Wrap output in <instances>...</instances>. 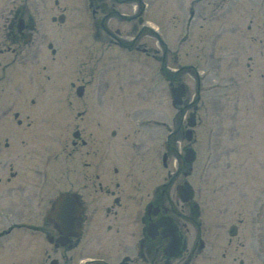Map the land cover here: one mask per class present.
I'll use <instances>...</instances> for the list:
<instances>
[{
    "label": "rangeland",
    "instance_id": "obj_1",
    "mask_svg": "<svg viewBox=\"0 0 264 264\" xmlns=\"http://www.w3.org/2000/svg\"><path fill=\"white\" fill-rule=\"evenodd\" d=\"M85 1L58 0L60 6L55 9L54 0H16L19 8H31L34 17L45 19L63 13L66 19L61 27L63 35L67 41L74 39L70 48L76 50L64 58L63 65L61 61H49L45 57L48 51L39 54L36 67L27 62L18 64L19 118L28 115L26 123L30 127H18L17 143L21 137L33 139L30 149L35 153L47 149L56 153L59 149V155L67 159L66 165L74 167L77 162L70 146L71 132L80 121L86 135L97 127V136L101 137L99 179L114 167L115 174L110 177L117 180L120 177L132 184L144 182L143 194L150 193L153 187L160 191L172 181L170 195L177 201L176 186L182 183L181 173L185 170L177 165H192L193 173L188 179L194 185L199 208L205 206L208 210V224L214 225L227 214L229 209L225 213L218 211L223 204L221 195L227 191L255 196L254 207L255 201L264 197V0H193L198 4L193 5L197 11H193L196 19L192 21L188 19L190 10H184L192 0H144L145 7L138 18L134 12L139 9L138 3L131 0L128 6L118 7L128 17L116 19L117 15H112L104 22L106 29L113 37L118 30L128 38L127 44L135 40L134 36H140L139 42L146 49L159 51L156 57L165 54L160 62L149 50L150 54L145 55L115 45L110 40L118 38L110 37L100 25L93 29L91 7ZM216 1H222L225 9L209 25H222L225 30L219 38L213 31L208 37L199 27L205 25V4L212 6ZM97 17L98 14L93 16ZM250 21L257 28L252 26L248 32L245 27ZM52 28L47 22L46 33ZM190 64L195 68L184 66ZM81 66L82 72L76 73ZM172 70L175 71L172 77L186 89L183 104L190 105L187 111L196 108V125L192 139L177 141L181 153L177 156L172 153L164 168L162 156L167 141L172 143L173 137H169V132L180 119L168 96L165 74L171 75L167 73ZM83 82L86 89L77 97L75 89ZM95 120L100 124L95 126ZM11 127V119L4 118L2 129ZM29 130L32 137L27 136ZM38 135L47 140L52 135L55 144L38 146L35 144ZM92 141L93 138L80 149L82 178L90 176L87 166L90 157H85L84 152L92 148ZM185 148L193 156L183 161ZM219 165H226V170H220ZM70 177L69 171L67 179ZM81 190L89 191L84 187ZM90 211L97 216L94 207ZM92 221L85 226V239L94 230Z\"/></svg>",
    "mask_w": 264,
    "mask_h": 264
},
{
    "label": "flooded vegetation",
    "instance_id": "obj_2",
    "mask_svg": "<svg viewBox=\"0 0 264 264\" xmlns=\"http://www.w3.org/2000/svg\"><path fill=\"white\" fill-rule=\"evenodd\" d=\"M132 1L139 5V9L134 11L138 18L145 7L144 0ZM89 2L93 29L100 25L104 32L113 37L104 22L112 15H117L114 17L116 19L119 16L125 17L126 14L120 13L117 8L128 6L131 0ZM196 4L198 3L192 1L189 4L190 10L194 9L193 5ZM53 5L55 9H59L60 5L56 0ZM224 9L222 1H216L212 6L205 4V25L200 24L199 27L208 33V37L212 35L210 31L215 33L216 38L224 33L225 29L220 23L218 27L209 25V21L220 17ZM62 14L58 13V16ZM95 14H98L97 19L93 18ZM189 16V21L196 19L193 11ZM47 22L54 26L50 33L45 31ZM64 22L65 18L60 22L55 15L45 19L34 17L31 8H19L16 0H0V264L264 263V197L257 199L252 207L255 196L252 198L248 193L235 194L227 191L221 195L223 204L218 211L225 213L229 210L227 214L222 213L224 217L219 218L218 222H215L216 225H212L208 224L210 218L207 208H199L194 185L188 179L193 173L192 165H177L179 169H185L183 173L179 171V174L183 175L182 178H185L181 184H186V190L190 192L181 196L182 200L177 197V201L170 195L169 184L172 181L160 191L152 188L150 193L143 194L144 182L132 184L125 179L110 177L115 174L116 169H110L104 179H99L98 165L101 163L98 145L101 137L97 136V127L89 130L86 135L83 127H80V121L75 124L76 129L71 132L73 140L70 141L77 165H66L65 156H60L57 168L52 169V174L56 175L55 182L59 184L61 191L77 195L76 200L84 207L80 216V230L77 234L73 233L69 226L56 230L46 219L52 200L45 177L46 165L42 162L46 157L54 160L58 156L35 153L30 149L33 139L26 140L22 137L18 149V127L26 125L29 128L30 123H26L28 115H25L24 119L19 118L17 66L27 62L36 67L39 54L41 56L47 51L49 54L45 57L50 58L49 61H61L60 64L63 65L64 58L76 52L70 48L74 40L67 41L63 35L64 30L61 27ZM252 26L250 21L245 27L246 31L250 32ZM254 28L256 29V25ZM115 32L118 39L113 37L116 40L111 38L110 41L128 49L131 45L125 41L128 38L120 35L118 30ZM96 37L97 35L94 36ZM133 38L135 40L132 42V50L147 54L148 49L139 42L140 36ZM152 52L154 56L159 54L157 50ZM42 69L46 68L43 66ZM82 69V66L78 67L76 73H81ZM84 82L79 85L84 87ZM30 103L33 104V100H30ZM93 104L95 105L94 101ZM6 117L11 119L12 127L2 129V120ZM95 121V126L100 124L98 120ZM177 126L175 123L174 134L179 130ZM26 133L27 136H33L31 130ZM111 135H114V131ZM38 138L35 143L46 142L41 135H38ZM91 138L92 148L89 147L84 152L85 157H90L87 163L90 176L82 178L80 149L85 148ZM172 141L166 161L171 158L172 153L178 155L177 138H172ZM70 155L68 152L67 156ZM218 167L220 170H226V165ZM229 170L228 167L227 171L230 173ZM69 171L72 177L67 179ZM81 187L89 191L82 192ZM99 199L102 204L98 205ZM92 207L97 216L90 211ZM96 207H99V211ZM89 221L94 224V230L88 236L91 243L82 241L85 226ZM34 243L39 248L37 258L34 257ZM86 255L90 257H85Z\"/></svg>",
    "mask_w": 264,
    "mask_h": 264
},
{
    "label": "water",
    "instance_id": "obj_3",
    "mask_svg": "<svg viewBox=\"0 0 264 264\" xmlns=\"http://www.w3.org/2000/svg\"><path fill=\"white\" fill-rule=\"evenodd\" d=\"M182 95H183V93L178 92V93L176 94V97L180 98ZM190 125H191V126L193 125V122H192V121H190ZM67 209H68V208H67Z\"/></svg>",
    "mask_w": 264,
    "mask_h": 264
}]
</instances>
